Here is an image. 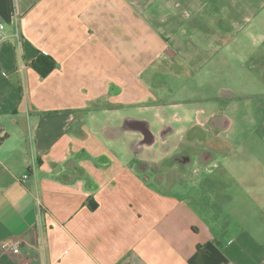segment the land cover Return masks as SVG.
<instances>
[{
	"label": "crops",
	"instance_id": "0c3cea01",
	"mask_svg": "<svg viewBox=\"0 0 264 264\" xmlns=\"http://www.w3.org/2000/svg\"><path fill=\"white\" fill-rule=\"evenodd\" d=\"M256 21L264 0H0V264H264V118L221 79L260 83Z\"/></svg>",
	"mask_w": 264,
	"mask_h": 264
},
{
	"label": "rangeland",
	"instance_id": "374dc122",
	"mask_svg": "<svg viewBox=\"0 0 264 264\" xmlns=\"http://www.w3.org/2000/svg\"><path fill=\"white\" fill-rule=\"evenodd\" d=\"M251 31H252L251 35L240 38L241 44H237L236 40L234 42H229L231 44L230 48H234V46L235 48H237L236 44L238 46H242V48H247V47L251 49L253 48V50H255L256 48H261L264 43V38L261 36V35H264V21L253 22L251 24ZM224 47L225 45L223 46V50H224ZM230 48H229V51H227V49L225 48V50L223 51L224 53L221 52L218 55V62H220L221 65L223 64L229 67L231 63L233 62V60L236 61V58L233 57L234 55L231 54ZM262 54L264 55V52L259 53L257 52V49H256V53H255L256 56H259V55L262 56ZM248 59L250 60L249 57ZM263 59H264V56H263ZM242 61L243 60H240V59L237 60V62H240V63ZM243 63L245 62L243 61ZM249 65L250 64H247L246 69H243V66H241L242 70H240V72H243L246 75H248V73L251 74L250 71H252L254 74L259 73V72L261 73L258 67H254V69L251 70V67ZM260 67L263 68L264 70V60L262 59H261ZM263 75H264V71H263ZM263 75H261L259 84H255L251 79H249V77L244 78L241 74H237L236 72L235 74H233V72H230L227 78L226 77L221 78L222 81L227 79L229 81L234 82L235 80L234 83L236 84H232L230 85V87L238 91L240 94V97L232 98L233 108L234 109L239 108L240 110L244 109L243 113L246 117L251 115V116L256 117L259 120H261L262 117L264 118V76ZM209 83L212 84V80ZM214 83H215V80L213 81V84ZM174 191H177V190H174ZM205 194H208V201H209L211 197L210 193L205 192ZM188 200L194 203V205L198 207L200 210L201 209L204 210L203 206H201L200 203H197L195 201L197 199L194 198V195H190V198ZM226 217L227 215L222 216L221 218L226 219Z\"/></svg>",
	"mask_w": 264,
	"mask_h": 264
},
{
	"label": "trees",
	"instance_id": "16d2710c",
	"mask_svg": "<svg viewBox=\"0 0 264 264\" xmlns=\"http://www.w3.org/2000/svg\"><path fill=\"white\" fill-rule=\"evenodd\" d=\"M34 67L40 72L41 75L48 74L55 66V62L52 58L45 55L39 56L33 62ZM6 139V136H0V144Z\"/></svg>",
	"mask_w": 264,
	"mask_h": 264
},
{
	"label": "built area",
	"instance_id": "2783aa9c",
	"mask_svg": "<svg viewBox=\"0 0 264 264\" xmlns=\"http://www.w3.org/2000/svg\"><path fill=\"white\" fill-rule=\"evenodd\" d=\"M4 28V24H0V29ZM0 136L2 137V130L0 129ZM25 178L28 177V173L24 175ZM23 239L19 236L11 237L8 240H6L3 243V246L7 249H10L12 252L19 254L22 251V246H23Z\"/></svg>",
	"mask_w": 264,
	"mask_h": 264
}]
</instances>
